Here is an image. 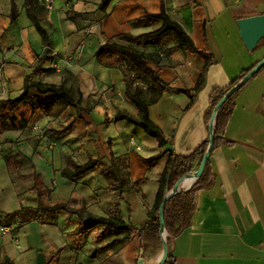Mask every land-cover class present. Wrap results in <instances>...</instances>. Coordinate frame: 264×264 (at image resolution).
Returning a JSON list of instances; mask_svg holds the SVG:
<instances>
[{
  "label": "crops",
  "instance_id": "crops-1",
  "mask_svg": "<svg viewBox=\"0 0 264 264\" xmlns=\"http://www.w3.org/2000/svg\"><path fill=\"white\" fill-rule=\"evenodd\" d=\"M14 1L19 16L12 22V0H0V99L19 96L26 76L33 73L38 80L80 90L83 106L90 96L91 104H97L60 135L56 130L79 114L76 107H68L58 117L38 111L27 127L0 132V264H148L162 249L150 246L142 253L140 231L153 211L167 160L147 167L140 157H151L163 149L188 155L210 136L207 113L213 90L230 87L264 57L263 40L256 49H248L237 23L240 18L264 13V0H111L105 10L99 6L102 0H54L52 8L46 0ZM163 7L198 49L214 55V62L208 65L205 83L197 91L207 63L204 57L181 48L165 52L166 47L160 45L146 50L158 53V60L149 61L167 87L149 106L151 120L170 141L162 148L143 128L115 118L116 107L132 114L138 109L125 95L121 71L103 66L97 52L108 38L158 29L162 22L145 15L160 13ZM72 13L76 19L70 17ZM31 14L48 31L50 52ZM44 54L53 59L39 62V55ZM50 66H56V71H50ZM234 103L227 136L236 142L214 149L210 165L215 184L198 193L191 226L173 239L170 253L175 264H264V69L241 88ZM49 137L58 142L54 151L42 146ZM112 152L128 159L131 179L139 181L141 189L127 191L123 198L113 193L118 199L112 201H120L122 216L132 228L128 238L126 233L103 234L101 226L76 233L77 215L61 210L55 216L20 219L17 212L22 205H39L31 176L34 168L48 188L59 183L61 191L71 180L61 176L60 169L69 167L71 160L84 164L90 157H100L107 161ZM7 158L16 162L9 165ZM59 201L71 200L61 196L55 202ZM101 202L99 198L92 206L100 209ZM86 206L98 213L90 204Z\"/></svg>",
  "mask_w": 264,
  "mask_h": 264
},
{
  "label": "trees",
  "instance_id": "trees-1",
  "mask_svg": "<svg viewBox=\"0 0 264 264\" xmlns=\"http://www.w3.org/2000/svg\"><path fill=\"white\" fill-rule=\"evenodd\" d=\"M110 2L111 0H102L99 5L100 9L105 10ZM75 15L76 13H72L70 17L76 19ZM18 16V7L15 1L12 0L11 21L15 22ZM31 17L44 37L47 52H50V35L48 31L42 26L37 15L31 14ZM145 17L160 20L162 25L158 29L138 35L127 33L124 37H121V39L108 38L106 43L98 50L97 59L103 66L117 68L121 71L125 81V95L138 109L137 114H132L127 109L116 107L115 118L117 120H126L143 128L145 132L155 138L159 146L163 148L170 141L165 136L162 128L151 120L149 106L157 102L166 92V83H164L160 77L158 70H156L149 61L158 60V53L144 52L137 48V43L135 42L144 41L145 43H153L156 47L160 45L161 47H166L165 52H170L176 48L186 49L204 57L207 63L195 87L197 91L200 90L205 83L207 68L208 65L214 62V55L198 49L183 26L169 15L165 7H163L160 13H147ZM123 38H125V40ZM52 59L53 56L51 55H39V62L50 61ZM251 68L245 69L242 75L233 81L230 87L213 90L210 109L207 113V119L209 121L218 101L230 88L237 84ZM263 69L264 66L257 74ZM33 78V73L26 76L23 91L16 98L0 99V132L7 129L27 127L38 111H42L47 116L58 117L68 107H76L79 109V114L63 129L56 130V133L60 135L72 128L78 118H81L82 112L90 113L97 104L95 101L91 104L90 96L87 99L88 105L83 106L82 101L84 100V96L80 90ZM240 90L241 89L236 91L217 113L214 125V149L223 144L231 145L236 142L227 136V127L235 109L234 99ZM144 93L151 94V98H145ZM209 141L210 136L198 149L188 155L178 154L171 149H163L151 157H140L141 162L147 167L154 165L163 158L167 160L166 167L159 178V190L156 195L153 211L150 213L147 223L140 231L142 253L150 246L162 249L163 243L160 233L161 226L159 217L161 202L165 194L172 189L177 180L183 175L198 168L207 150ZM101 161L102 158L100 157H90L84 164H79L71 160L69 167L61 168L60 173L61 176L74 180L92 172ZM15 162V159L7 158V163L9 165ZM104 174L114 175L112 189L118 191L120 198H123L124 193L132 189L141 191L139 181L133 182L131 179L129 161L125 156H116L112 152L110 166L104 170ZM31 176L34 178V187L38 193L39 205L36 208L22 205V208L17 212L21 220L50 217L61 210L68 214L77 215L79 223L75 229L76 233L85 234L92 228L102 226L103 234L105 233L104 231H109L110 234L117 235L126 233L127 238L132 234V228L122 216L120 201H116L114 206L110 209L109 216L96 215L87 209L84 202L76 206L70 201L52 202L51 189L45 185L43 177L35 168ZM215 180V174L211 169L209 158L205 171L200 178H198L190 188L181 190L167 202L165 207V221L169 245H171L174 238L191 226L197 207L198 193L213 187ZM44 197L48 200L45 201ZM8 215L11 216V214ZM166 263L175 264L174 256L170 251Z\"/></svg>",
  "mask_w": 264,
  "mask_h": 264
},
{
  "label": "water",
  "instance_id": "water-1",
  "mask_svg": "<svg viewBox=\"0 0 264 264\" xmlns=\"http://www.w3.org/2000/svg\"><path fill=\"white\" fill-rule=\"evenodd\" d=\"M239 28H240V36L245 43L246 47L250 50L256 49L259 43L264 39V13L253 15L250 17H244L240 18L237 21ZM264 66V57L259 60L243 77L241 80L238 81L237 84H235L232 88H230L218 101L216 104L211 120H210V141L209 145L207 147L206 152L204 153L200 164L198 168L194 171H191L185 175H183L179 180L175 182V185L170 189L164 196L159 210V217H160V226H161V239L163 243V248L161 251V256L159 258V261L157 264H166L169 256L170 251V245L168 242V232L166 229V221H165V207L167 202L178 192H180L183 189L190 188L197 180L200 178V176L205 171L207 162L209 158L211 157L213 151H214V145H215V137H214V125L217 117V113L220 110V108L224 105V103L239 89H241L247 82L252 79L257 72ZM191 177L194 178L193 183L186 187L181 188L180 182L186 178Z\"/></svg>",
  "mask_w": 264,
  "mask_h": 264
},
{
  "label": "rangeland",
  "instance_id": "rangeland-1",
  "mask_svg": "<svg viewBox=\"0 0 264 264\" xmlns=\"http://www.w3.org/2000/svg\"><path fill=\"white\" fill-rule=\"evenodd\" d=\"M135 43H137V48H139L140 50H142L144 52L147 49H155L156 48V45L153 44V43H144L143 44V42H141V41L140 42H135ZM260 45H264V39L260 43ZM53 69L56 71V66H52L51 68H49L50 71L53 70ZM36 77H34V78L36 79ZM114 87L115 86L111 87L112 88L111 92H112V98L113 99L116 98V94H117L116 93V89H113ZM92 97L93 96H91L90 99ZM96 97L100 98L101 95L99 94ZM144 97L149 99V98H151V94L144 93ZM92 102H93V100H92ZM55 141L57 142L55 137H51V138L49 137V139H47V141H46L47 144L43 143L42 146H44L47 149V151H51V150L54 151L55 149H54L53 145H54ZM51 145H52V147H51ZM57 146H59L58 142H57ZM45 148H43V149H45ZM57 149H58V147H57ZM108 166H110V157H108L107 161L103 160L93 172H90V174L78 178L79 179L78 181L77 180H71V181H69V184H67L68 186L61 187L63 189L61 191H63L65 194L64 193H60L61 191H59L57 189V185H59V183H57V184L53 183V186H52L53 189L51 190V193L54 192L55 189H56V192L54 194L56 198L54 199L53 202L58 200V198H60L61 196H65V200L70 199L71 200L70 202L71 203L73 202L74 204H79L81 202V200H82V201H84V203L86 202V204L87 203L90 204L91 207H92V210L95 211V212H98L96 214H98V215L105 214L104 216H109L110 215V209L114 206V203H115L112 200L118 199V195H117V193L113 194L114 191H115V190L112 189V186L114 184V180H113L114 175H112V174L105 175L104 174V170ZM30 170H32V168H30ZM25 176H29V175H25ZM79 183H81V184H79ZM98 185H101V186L98 187ZM80 187H82V188H80ZM72 189H73V192L70 194V191ZM76 189L79 192H77ZM80 192L83 193V195H81ZM116 192H118V191H116ZM44 198H45V201L48 200V199H46V197H44ZM99 198L102 200V202L100 203V205H101L100 209H98L99 205L98 206L97 205L96 206H92L93 201H97V199H99ZM107 200L108 201L111 200L112 202H105ZM110 203H111V205H110ZM53 216H55V215H53ZM101 229H100V231H102ZM99 232H97V233H99ZM161 251L162 250H158L156 252L155 256H157Z\"/></svg>",
  "mask_w": 264,
  "mask_h": 264
},
{
  "label": "bare ground",
  "instance_id": "bare-ground-1",
  "mask_svg": "<svg viewBox=\"0 0 264 264\" xmlns=\"http://www.w3.org/2000/svg\"><path fill=\"white\" fill-rule=\"evenodd\" d=\"M193 181H194V178L186 177L180 182V187L181 188H186V187L190 186L193 183ZM160 256H161V252L157 256L151 258L148 261V264H157L158 261H159Z\"/></svg>",
  "mask_w": 264,
  "mask_h": 264
},
{
  "label": "built area",
  "instance_id": "built-area-1",
  "mask_svg": "<svg viewBox=\"0 0 264 264\" xmlns=\"http://www.w3.org/2000/svg\"><path fill=\"white\" fill-rule=\"evenodd\" d=\"M47 2V5L49 8H52L53 7V4H54V0H46ZM3 230H6L7 227H2Z\"/></svg>",
  "mask_w": 264,
  "mask_h": 264
}]
</instances>
